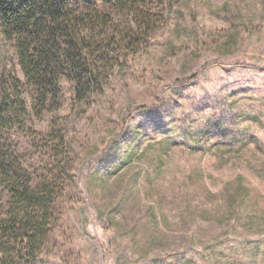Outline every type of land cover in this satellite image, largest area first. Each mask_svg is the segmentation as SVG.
<instances>
[{"label": "rangeland", "instance_id": "1", "mask_svg": "<svg viewBox=\"0 0 264 264\" xmlns=\"http://www.w3.org/2000/svg\"><path fill=\"white\" fill-rule=\"evenodd\" d=\"M66 9L98 21L83 101L66 63L38 101L0 20V164L55 193L40 250L0 264H264V0Z\"/></svg>", "mask_w": 264, "mask_h": 264}, {"label": "trees", "instance_id": "2", "mask_svg": "<svg viewBox=\"0 0 264 264\" xmlns=\"http://www.w3.org/2000/svg\"><path fill=\"white\" fill-rule=\"evenodd\" d=\"M70 1L0 0L2 29L5 36L16 39L20 65L28 82L38 92V101L57 88L60 74L55 71L65 63L70 79L77 85L79 101L84 99L82 89L90 84L94 86L96 81L95 72L89 64L90 70L87 66L86 48L89 40L88 34H83V28L89 24L96 28L98 21L92 15L68 11L66 7ZM75 1L91 4L93 0ZM106 1L122 5L124 0ZM139 15L140 18L148 16L141 11ZM128 37H132V34ZM60 39H66L65 48L59 42ZM84 66L87 68L84 69ZM86 75H89L87 80ZM22 107L25 109L24 104ZM7 112L10 114L11 111L8 109ZM8 118L3 116V121ZM14 166L13 162L7 166L0 164V172L9 182L7 189L12 200L9 217L0 213V254L4 257L11 249H18L21 255H31L35 249L40 250L49 234V213L55 199L48 180L35 188L23 181ZM3 264L7 262L3 261Z\"/></svg>", "mask_w": 264, "mask_h": 264}]
</instances>
